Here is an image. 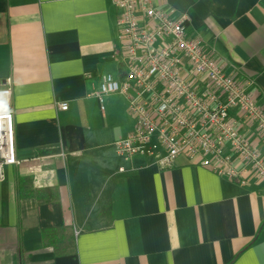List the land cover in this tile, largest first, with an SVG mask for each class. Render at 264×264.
Segmentation results:
<instances>
[{"label": "crops", "instance_id": "obj_1", "mask_svg": "<svg viewBox=\"0 0 264 264\" xmlns=\"http://www.w3.org/2000/svg\"><path fill=\"white\" fill-rule=\"evenodd\" d=\"M165 4L264 107V0ZM118 16L113 0H0L20 162L0 183V264H264V185L186 157L162 171L117 155L128 101L93 94L103 76L123 79Z\"/></svg>", "mask_w": 264, "mask_h": 264}, {"label": "built area", "instance_id": "obj_2", "mask_svg": "<svg viewBox=\"0 0 264 264\" xmlns=\"http://www.w3.org/2000/svg\"><path fill=\"white\" fill-rule=\"evenodd\" d=\"M113 3L123 79L103 76L93 96L100 103L112 95L128 101L134 127L115 144L119 158L149 160L168 171L186 157L241 186L264 185V107L256 103L252 83L227 74L202 40L189 35L188 17H175L166 0ZM10 86L0 88V183L7 168L20 164ZM58 108L67 111L68 104Z\"/></svg>", "mask_w": 264, "mask_h": 264}]
</instances>
